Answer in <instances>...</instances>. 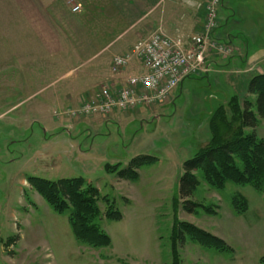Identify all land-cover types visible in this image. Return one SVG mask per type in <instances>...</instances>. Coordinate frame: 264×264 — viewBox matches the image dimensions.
I'll return each mask as SVG.
<instances>
[{
  "label": "rangeland",
  "instance_id": "374dc122",
  "mask_svg": "<svg viewBox=\"0 0 264 264\" xmlns=\"http://www.w3.org/2000/svg\"><path fill=\"white\" fill-rule=\"evenodd\" d=\"M10 1L0 0V44L13 35L2 31L10 28ZM218 16L207 73L185 80L152 110L74 118L66 112L79 106L43 108L48 94L7 90L10 63L0 64V264H264V173L253 182L214 185L197 169L194 196L180 194L185 164L221 145L214 132L220 120L237 135L254 132L264 142V117L255 130L242 123L245 102H256L251 81L264 85V0H225ZM15 102L23 105L9 111ZM143 158L149 164L135 169ZM30 178H83L98 192L96 224L111 246L79 243L68 214L56 213ZM81 192L93 198L87 186ZM186 202L198 208L188 213ZM107 210L121 218L110 221ZM186 227L219 242L207 246L186 235L180 243L178 230Z\"/></svg>",
  "mask_w": 264,
  "mask_h": 264
},
{
  "label": "crops",
  "instance_id": "0c3cea01",
  "mask_svg": "<svg viewBox=\"0 0 264 264\" xmlns=\"http://www.w3.org/2000/svg\"><path fill=\"white\" fill-rule=\"evenodd\" d=\"M204 1L11 0L10 28L2 31L13 35L0 44V64L10 63L6 89L30 97L48 94V101H40L43 108L51 103L76 108L103 86L114 82L119 87L144 72L137 60L120 74L114 69V58L127 54L140 39L159 29L172 39L200 32ZM79 5L81 10L73 12ZM230 10L233 19L236 10Z\"/></svg>",
  "mask_w": 264,
  "mask_h": 264
},
{
  "label": "trees",
  "instance_id": "16d2710c",
  "mask_svg": "<svg viewBox=\"0 0 264 264\" xmlns=\"http://www.w3.org/2000/svg\"><path fill=\"white\" fill-rule=\"evenodd\" d=\"M258 82L257 79L251 81L248 90L251 95L256 96L255 104L245 102L242 113L243 126L252 130L258 126V117H264V85ZM214 132L221 145L202 151L185 164L186 172L180 183L182 199L192 198L196 193L199 180L193 171L197 169H203L207 181L214 185H221L226 180L235 183L253 182L264 173V142H258L254 132L248 137L237 135L235 133L237 131L231 130L229 125L222 120L215 124ZM236 155L243 160V169L236 164ZM139 161L141 163L135 169L149 164L148 159L145 158ZM124 175V171L119 173L121 177ZM29 182L56 213L68 214L72 231L79 243L90 245L93 248L111 246L110 236L96 224V216L100 211L96 209L94 197L98 196V192L87 185L83 178L65 179L58 182L30 178ZM83 186L89 188L93 198L81 192ZM196 208L198 207L193 203L186 202L185 210L188 213H193ZM107 216L110 221H117L121 218V213L109 211ZM186 235H190L207 246L214 244L213 242H219L201 230L186 227L178 230L180 243H184Z\"/></svg>",
  "mask_w": 264,
  "mask_h": 264
},
{
  "label": "built area",
  "instance_id": "2783aa9c",
  "mask_svg": "<svg viewBox=\"0 0 264 264\" xmlns=\"http://www.w3.org/2000/svg\"><path fill=\"white\" fill-rule=\"evenodd\" d=\"M222 6L223 0L201 3L203 28L189 37L172 39L159 29L140 39L127 54L114 58V69L120 74L137 60L144 72L128 77L119 87L114 82L103 86L85 98L79 108L67 111V115L74 118L105 117L115 111L142 107L152 110L156 105L166 103L185 79L202 70L207 73L206 54L214 46L210 43L211 33L220 25L218 11ZM80 10V6L73 8V12Z\"/></svg>",
  "mask_w": 264,
  "mask_h": 264
}]
</instances>
